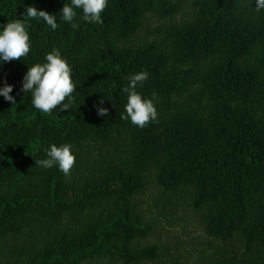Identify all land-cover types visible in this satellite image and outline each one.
Returning a JSON list of instances; mask_svg holds the SVG:
<instances>
[{"label": "trees", "instance_id": "1", "mask_svg": "<svg viewBox=\"0 0 264 264\" xmlns=\"http://www.w3.org/2000/svg\"><path fill=\"white\" fill-rule=\"evenodd\" d=\"M64 2L0 0V25L22 19L26 6L57 15ZM186 5L191 21L170 28L171 55L155 45L127 48L125 41L147 17L173 19ZM254 7L253 0H108L100 24L84 22L79 10L76 30L60 23L59 17L55 31L32 20L27 29L29 55L0 67V86L13 85L10 95L16 101L13 105L0 97V182L9 183L19 174H37L43 167L35 161L46 158L49 144L71 143L74 150L89 139L105 141L115 130H135L139 137L147 134L140 137L139 145L146 157L167 141L158 150L165 149L160 162L154 159L159 167L157 184L165 192L191 191L192 205L204 214L210 237L220 243L239 239L245 256L264 255V210L254 208L257 202L262 207L264 196V11ZM53 47L72 66L76 90L69 110L44 114L31 106L29 94L19 90L27 64L43 61ZM171 61L192 68L212 63L205 90L215 94L220 106L207 117L175 116L158 133L152 122L138 128L120 119L125 78L141 70L149 72L137 90L151 98ZM224 97L228 104H222ZM101 100L108 109L106 117L98 116L94 107ZM144 187L141 173L123 169L82 186L67 183V176L56 167L45 169L34 187L0 198V238L19 233L31 213L59 221L65 213L81 214L111 201V216L79 237L63 233L45 245L32 264H81L99 258L124 264L154 261L155 246L135 247L152 231L130 201ZM237 264L256 262L243 258Z\"/></svg>", "mask_w": 264, "mask_h": 264}, {"label": "rangeland", "instance_id": "2", "mask_svg": "<svg viewBox=\"0 0 264 264\" xmlns=\"http://www.w3.org/2000/svg\"><path fill=\"white\" fill-rule=\"evenodd\" d=\"M188 9V5L184 6L173 19L147 17L142 28L125 41L127 48L155 45L160 52L171 55L174 47L168 36L170 28L191 21ZM211 66L210 62L201 66L197 64V68L178 67L172 61L168 64L161 81L155 85L158 120L152 124L158 128L157 133L175 116L193 114L200 118L207 117L220 106L215 94L210 96L205 90L207 70ZM226 97L222 104H228ZM259 100L256 98L255 103ZM262 120L264 122V116ZM134 131L115 130L105 141L93 138L77 145L73 150L75 163L67 175V183L82 186L108 176L115 169L141 173L145 187L130 201L133 210L151 225L152 231L146 239L136 241L135 247L155 246L158 258L140 264H237L243 258L264 264V255L253 252L245 256L244 246L239 239L220 243L210 237L204 229V214L192 205L191 191L165 192L157 184L158 162L165 149L161 152L158 150L163 149L167 141L160 143L156 152H150V157H146L139 145L142 143L140 137L145 138L147 134L141 133L139 137ZM157 158L158 162L154 160ZM44 174L45 169L41 168L37 174H19L9 183L0 182V198L26 187H34ZM260 200L262 207L257 202L254 208L263 212L264 196ZM113 213L114 204L111 201L100 202L81 214L65 213L59 221L46 218L41 213H31L19 233L0 238V264H32L37 253L55 238L65 232L79 237ZM251 218L254 219L253 212ZM81 264L124 263L99 258Z\"/></svg>", "mask_w": 264, "mask_h": 264}, {"label": "clouds", "instance_id": "3", "mask_svg": "<svg viewBox=\"0 0 264 264\" xmlns=\"http://www.w3.org/2000/svg\"><path fill=\"white\" fill-rule=\"evenodd\" d=\"M107 3L108 0H67L57 15L37 10L34 6H26L21 13L22 19L14 18L0 25V67L9 61L19 60L29 55L32 45L27 29L31 27L32 20H36L37 23L42 22L50 30L55 31L58 28L56 20L59 17L60 23H65L71 29L76 30L79 27L77 10L84 22L100 24L102 23L101 13ZM253 3L255 11H264V0H253ZM149 75V72L145 70L130 73L125 78L126 85L121 88V92L125 94V103L120 119L127 120L138 128H143L149 122L155 123L158 120L156 93L153 92L149 98L137 90L143 87ZM75 90L72 66L61 51L53 47L44 54L43 61L27 64L19 91L30 95V103L34 109L50 114L53 110L60 112L69 110L74 104L72 94ZM12 91L13 85L6 82L0 86V97L14 105L16 101L15 97L10 95ZM99 104L98 107L94 106L97 115L106 117L108 109L102 106L103 100ZM45 155V159L36 160L35 164L44 169L56 167L65 176L70 174L76 159L71 143L49 144Z\"/></svg>", "mask_w": 264, "mask_h": 264}]
</instances>
